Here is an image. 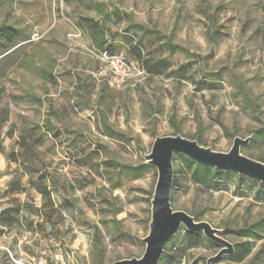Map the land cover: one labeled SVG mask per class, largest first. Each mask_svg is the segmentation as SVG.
Wrapping results in <instances>:
<instances>
[{"label":"rangeland","instance_id":"374dc122","mask_svg":"<svg viewBox=\"0 0 264 264\" xmlns=\"http://www.w3.org/2000/svg\"><path fill=\"white\" fill-rule=\"evenodd\" d=\"M113 11L125 19L114 23ZM84 17L118 32L117 55L133 63L121 37L143 28L145 53L174 72L116 87L78 27ZM1 26L20 30L21 43L0 64V116L9 113L0 131V211L16 206L1 195L17 180L28 193L15 197L20 222L0 234V264H35L50 251L59 259L45 264L142 258L158 180L146 157L157 137L180 135L228 153L236 137L253 136L242 154L264 163V0H0ZM49 125L65 133L51 150ZM35 126L46 143L32 163L48 174L46 202L9 158ZM173 165L174 210L209 223L234 247L245 239L232 231L262 227L246 259L221 263L264 264V191L231 171L208 189L178 155ZM186 239L182 226L165 249L179 264H207L223 248L203 241L184 252Z\"/></svg>","mask_w":264,"mask_h":264},{"label":"trees","instance_id":"16d2710c","mask_svg":"<svg viewBox=\"0 0 264 264\" xmlns=\"http://www.w3.org/2000/svg\"><path fill=\"white\" fill-rule=\"evenodd\" d=\"M70 1V0H66ZM112 21L116 24H119L124 20V16L120 15L118 12L113 11L112 14H108ZM78 27L91 39L92 45L97 49L98 52H108L110 55H117L119 52V43L117 38L119 37L118 32H114L112 27H109L108 23L105 21H97L93 18H81L78 23ZM143 29V28H141ZM139 30L141 34H137L134 36L130 34V30L126 31V36L121 37L123 43H125L129 53L134 58V60L140 65V67L146 72L147 76H158L161 75L164 71H171L174 72V66L165 59H160V56L154 55V53L146 54L145 51L147 50L144 46V37L145 33L142 30ZM21 43V32L12 26H1L0 27V64L2 61L12 53L17 44ZM155 46V45H154ZM156 48V47H155ZM183 71V68H180ZM9 121V113L5 112L0 116V131ZM45 135L51 136L53 140L50 150L53 149V145H56V140L60 139L63 136V133L60 130L52 132L51 126L46 127ZM41 130V126H37L31 130V134L29 136L21 137L19 139V145L21 146V153L10 154L9 158L10 161L19 163L25 170L22 173V176L29 175V186L32 189H37L41 196L43 197L44 201L46 202L48 199H51V192L50 189L44 184L48 176L47 173L44 174V171L39 169L36 171V167L32 164L35 159L38 158L37 151L38 147L45 145L46 143L43 141V137L37 135L38 131ZM263 129L259 131V135L263 133ZM45 132V131H44ZM65 134V133H64ZM33 140V141H32ZM74 143L77 142V138L72 139ZM195 140V139H193ZM253 141V140H252ZM55 142V143H54ZM248 146V145H247ZM246 147V146H245ZM244 148V147H243ZM178 155L184 163H187L191 166V179L197 185H202L211 189L216 182L217 176L222 171H230V170H222L217 169L211 166H206L202 164H198L194 160L190 159L189 157L183 154H175ZM263 163V162H262ZM39 172L40 182H37L36 174ZM234 174L238 175L242 180H245L246 183H252L260 190L264 191V183L260 182L254 178H251L246 175L239 174L237 172L231 171ZM41 184V187L40 185ZM172 193L175 191V182L173 183ZM28 190L24 187L21 183V180H17L9 186V188L1 195L3 199L7 196L12 197V202L16 203L15 205H11L8 208H4L0 211V234H3L4 231L8 230V228H14L17 223L20 222L22 217L23 209L17 203L19 202L15 197L23 194H27ZM15 199V200H14ZM172 201V196H171ZM172 203V202H171ZM46 206V204H45ZM190 215V214H189ZM56 227V224L52 225V230ZM187 233V239L184 244V249L182 251H186L193 247H199L203 241L209 242L214 247H221L219 244L209 240L202 232H192L185 228ZM259 231H262V227L258 225H252L247 228L232 231L236 236L239 238L245 239V242L238 244L235 246V253L233 254L232 258L237 259L236 261L242 262L246 257L251 254L252 251V243L250 240L257 241L259 236ZM257 237V238H256ZM262 237V236H261ZM249 239V240H246ZM241 249V251H239ZM183 252V253H184ZM241 252V253H240ZM177 256L173 255L172 253H168L167 251L161 258L159 264H173V263H180L181 258L178 259L176 262ZM223 259L218 261L217 263H221ZM208 264V262H207Z\"/></svg>","mask_w":264,"mask_h":264},{"label":"water","instance_id":"95a60500","mask_svg":"<svg viewBox=\"0 0 264 264\" xmlns=\"http://www.w3.org/2000/svg\"><path fill=\"white\" fill-rule=\"evenodd\" d=\"M252 140L253 136L246 139L236 137L228 153H219L201 146L196 140L180 135L157 137L151 153L146 157L147 163L158 170V180L152 200L150 233L143 239L146 251L140 259H124L113 264H159L168 242L182 226L192 232H202L206 238L223 247L216 256L207 261L208 264L216 263L224 256L233 255L235 247L221 236V231L214 229L207 222H197L187 212L177 211L172 207L173 159L175 154H183L198 164L234 171L264 183V163L246 157L241 151Z\"/></svg>","mask_w":264,"mask_h":264},{"label":"built area","instance_id":"2783aa9c","mask_svg":"<svg viewBox=\"0 0 264 264\" xmlns=\"http://www.w3.org/2000/svg\"><path fill=\"white\" fill-rule=\"evenodd\" d=\"M97 59L107 62L112 74V84L120 88L128 81H140L147 76L146 72L137 63L129 62L118 55H110L108 52H95ZM47 256H53L59 259L51 251L44 252L43 255L35 262V264H45ZM20 264H24L20 262Z\"/></svg>","mask_w":264,"mask_h":264},{"label":"crops","instance_id":"0c3cea01","mask_svg":"<svg viewBox=\"0 0 264 264\" xmlns=\"http://www.w3.org/2000/svg\"><path fill=\"white\" fill-rule=\"evenodd\" d=\"M50 123V122H49ZM49 126H51V128H52V132H55V131H57V130H60V132H62L63 134H64V132L62 131V129L60 128V126H53V125H49ZM35 127H37V126H35ZM34 127V128H35ZM68 132V131H67ZM16 163V162H15ZM18 165H19V163H17ZM20 166V165H19Z\"/></svg>","mask_w":264,"mask_h":264}]
</instances>
